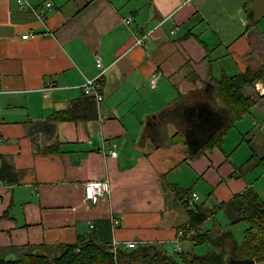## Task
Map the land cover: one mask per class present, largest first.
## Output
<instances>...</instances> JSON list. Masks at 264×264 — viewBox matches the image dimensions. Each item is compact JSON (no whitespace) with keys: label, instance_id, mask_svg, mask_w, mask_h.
<instances>
[{"label":"crops","instance_id":"1","mask_svg":"<svg viewBox=\"0 0 264 264\" xmlns=\"http://www.w3.org/2000/svg\"><path fill=\"white\" fill-rule=\"evenodd\" d=\"M28 2L36 11L0 0V155L17 173L0 184V257L54 252L102 221L111 239L167 253L192 192L198 209L222 210L248 186L264 200V0ZM96 54L95 116L52 119L83 98ZM248 67L263 74L241 88L253 104L232 122L218 80ZM104 178L110 191L87 203L84 182Z\"/></svg>","mask_w":264,"mask_h":264},{"label":"trees","instance_id":"2","mask_svg":"<svg viewBox=\"0 0 264 264\" xmlns=\"http://www.w3.org/2000/svg\"><path fill=\"white\" fill-rule=\"evenodd\" d=\"M261 74L262 70L248 67L242 73L224 75L218 80L219 91L232 110V122L242 117L253 104V99L245 96L241 88L252 83ZM82 116H95L92 96L83 94V98L51 114V118L55 120L77 119ZM45 150H53L52 145ZM16 180L17 173L12 164L0 155V184ZM172 188L177 190L181 198L187 194V190L183 188L173 185ZM185 205L188 220L178 226L184 229L180 240L190 239L192 244L209 243L212 248L207 254L198 255L183 250L169 254L155 244H140L130 249L119 248L114 254L111 250L109 223L102 221L94 224L93 228L100 226L92 230L91 234L77 236L75 242L60 244L54 252L27 251L13 258L0 257V264H227L233 259H252L253 264H264V200L253 187H246L218 206L231 223H246L240 243L234 239L229 229L215 224L214 228L202 229V223L213 213H208L207 209H198L197 202L194 208L187 207V202ZM217 224L220 225V222Z\"/></svg>","mask_w":264,"mask_h":264},{"label":"built area","instance_id":"3","mask_svg":"<svg viewBox=\"0 0 264 264\" xmlns=\"http://www.w3.org/2000/svg\"><path fill=\"white\" fill-rule=\"evenodd\" d=\"M17 3H19L20 6L22 5H28L31 10L36 11V8H34L28 0H16ZM50 6V2H46L44 7H40L37 9V15L41 16L45 13V8ZM121 21L129 26L130 23L133 21L132 15H124L121 17ZM130 30V29H129ZM151 29H148L146 32L141 34L138 37H135L134 44L136 45H145L146 44V37L151 33ZM29 35V33H24L21 35L22 38H26ZM95 63L98 68V72L96 75L92 77H85L84 82L81 84V90L86 95L92 96L96 102H100L103 99V94L101 91V75L103 74L104 68L102 65L101 56L99 54L95 55ZM158 78V74H153L148 78V83L150 85H155ZM56 86L52 82H47L41 90H43L44 94L47 95L50 90L55 88ZM110 154L114 155L116 154L115 150H111ZM110 191V183L108 178H104L102 180H87L84 182V199L87 203H96L99 198L105 194H107ZM197 194L195 192H192L190 197L187 199V207L194 208L196 202H197ZM112 221L116 222V219H112ZM94 224L91 222L89 224L90 227H92ZM184 234V229L178 228L177 229V238L176 241H179L181 236ZM137 246V242L134 240H128L123 243L119 242L115 238L112 237L111 239V250L115 254L117 249L123 248V249H130Z\"/></svg>","mask_w":264,"mask_h":264},{"label":"rangeland","instance_id":"4","mask_svg":"<svg viewBox=\"0 0 264 264\" xmlns=\"http://www.w3.org/2000/svg\"><path fill=\"white\" fill-rule=\"evenodd\" d=\"M208 213H213L212 216L207 218L201 225L202 229H210L216 227H222L229 229L232 232L234 239L240 243L243 239L244 229L246 227V223L244 221H238L231 223L230 219L226 215V213L222 210H217L215 207L211 206L206 210ZM220 222V225L217 222ZM215 224V225H214ZM181 240L177 241L178 245L166 246L165 249L169 254H175L174 252L179 250L190 251L191 253H195L198 255L207 254L211 250V246L207 242L192 244L189 240ZM180 242V243H179Z\"/></svg>","mask_w":264,"mask_h":264},{"label":"water","instance_id":"5","mask_svg":"<svg viewBox=\"0 0 264 264\" xmlns=\"http://www.w3.org/2000/svg\"><path fill=\"white\" fill-rule=\"evenodd\" d=\"M252 259H233L228 262V264H253Z\"/></svg>","mask_w":264,"mask_h":264},{"label":"flooded vegetation","instance_id":"6","mask_svg":"<svg viewBox=\"0 0 264 264\" xmlns=\"http://www.w3.org/2000/svg\"><path fill=\"white\" fill-rule=\"evenodd\" d=\"M183 251H185V250H183ZM227 264H228V262H227Z\"/></svg>","mask_w":264,"mask_h":264}]
</instances>
